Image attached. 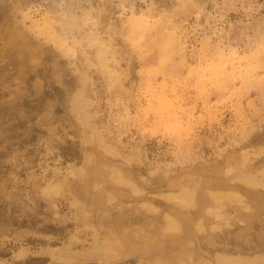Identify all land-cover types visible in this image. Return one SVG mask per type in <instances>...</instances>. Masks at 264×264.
<instances>
[{
    "label": "rangeland",
    "instance_id": "rangeland-1",
    "mask_svg": "<svg viewBox=\"0 0 264 264\" xmlns=\"http://www.w3.org/2000/svg\"><path fill=\"white\" fill-rule=\"evenodd\" d=\"M0 264H264V0H0Z\"/></svg>",
    "mask_w": 264,
    "mask_h": 264
},
{
    "label": "bare ground",
    "instance_id": "bare-ground-1",
    "mask_svg": "<svg viewBox=\"0 0 264 264\" xmlns=\"http://www.w3.org/2000/svg\"><path fill=\"white\" fill-rule=\"evenodd\" d=\"M255 183V182H254ZM212 194V193H211ZM230 194V193H229ZM196 197V196H195ZM177 199V198H176ZM181 201V200H180ZM193 200L191 201V204H192ZM182 203V202H181ZM191 206V205H190ZM173 219V218H172ZM176 222V221H175ZM178 226V225H177ZM198 229V228H197ZM236 261V260H235ZM239 262V261H238Z\"/></svg>",
    "mask_w": 264,
    "mask_h": 264
}]
</instances>
